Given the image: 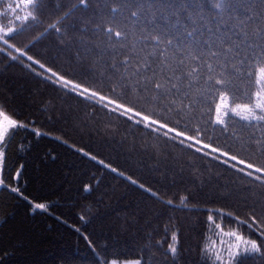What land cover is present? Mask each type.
Returning <instances> with one entry per match:
<instances>
[{"label":"trees","instance_id":"trees-1","mask_svg":"<svg viewBox=\"0 0 264 264\" xmlns=\"http://www.w3.org/2000/svg\"><path fill=\"white\" fill-rule=\"evenodd\" d=\"M42 3L38 18L25 21L29 9L23 0H0V106L27 125L3 148L0 264H109L114 259L227 264L203 251L210 245L220 250L221 240L230 237L217 235L220 229L209 221L210 215L223 233L236 231L264 247L259 234L264 231V183L248 177L245 173L252 170L238 163L243 159L264 167V145L256 144L264 140V130L232 113L225 118L227 131L214 124V111L209 109L219 102L215 91H201L195 111L177 113L161 111L164 105L148 99V94L113 90L118 82L93 75L94 57L81 60L76 41L69 43V36L80 35L79 18L90 16L92 10L81 8L72 20L63 19L59 26L67 35H62L49 25L69 11L70 0ZM8 28L15 31L5 34ZM58 76L107 99L101 101L90 93L82 96V89L64 87ZM256 79L245 76L235 81L229 103H254L255 93L261 90ZM121 104L141 116L123 113L117 107ZM144 115L185 136L159 124L146 126ZM197 129L202 135H196ZM204 144L238 160L212 152ZM16 188L19 192L13 191ZM182 196L188 197L187 207L180 204ZM169 199L173 204L165 202ZM37 203L46 204L47 210L36 209ZM237 218L247 223L241 225ZM173 231L179 237L175 258L167 253ZM241 264H264V256L246 257Z\"/></svg>","mask_w":264,"mask_h":264},{"label":"snow or ice","instance_id":"snow-or-ice-1","mask_svg":"<svg viewBox=\"0 0 264 264\" xmlns=\"http://www.w3.org/2000/svg\"><path fill=\"white\" fill-rule=\"evenodd\" d=\"M23 3L29 9L28 15L23 17L25 21L36 20L37 13L45 6L42 0H23ZM81 8L85 12L92 10V14L79 18L82 26L79 29L80 35L69 36V43L76 41V55L81 60L94 57L95 62L90 68L93 75L118 82L113 90L120 87L130 93L148 94V99L164 105L161 111L177 113L195 111L200 100L199 93L204 90L215 91L219 102L214 110L209 109L214 111V124L223 126L227 131L229 126L225 118L232 113L251 126H260L264 130V0H70L69 11L49 27L67 35V30L59 26L61 21L72 20L76 11ZM14 31L8 28L5 34ZM84 36L94 38L85 41ZM4 43L7 44L8 41L4 40ZM11 47L22 56H27V52H22L15 45ZM9 55L12 60L17 59L11 53ZM27 58L33 60L32 56ZM34 63L40 64V61L35 60ZM101 64L103 68L100 67ZM40 67L43 68L44 65L40 64ZM249 68L252 71H248ZM48 71L51 72V69ZM245 76L257 77L255 82L261 88L255 93L258 99L254 103L230 104V89L235 86V81L242 80ZM58 81L62 82L64 87L71 85L73 91L82 89V96L90 93L91 97H99L101 101L107 99L98 91L83 87L63 76H58ZM201 85H204V88H201ZM109 103L115 101L109 100ZM104 106L107 107V104ZM117 107L122 109L123 113L141 116V112L132 107L122 104ZM142 119L148 122L146 126L159 124L160 128L176 132L175 128H169L168 124L151 119L147 115ZM253 121L256 123L253 124ZM25 127V123L12 118L3 106H0V170L3 169V148L6 147L7 141L19 128ZM36 134L39 136V131ZM164 135H167V132ZM176 135L185 136V133L176 132ZM196 135H202V131L197 129ZM186 138L194 139L192 136ZM180 143L184 141L181 140ZM196 143H201V140L196 139ZM256 144L264 145V140H257ZM204 148L220 152L233 161L238 160L236 155H229L228 152H222L210 144H204ZM224 162L227 163V160ZM99 163L103 164L104 161ZM238 163L252 170L245 173V168H240V172L264 183V175H256L264 174V167L246 163L243 159H239ZM128 179L131 180V177ZM0 186H4L2 179ZM13 191L19 192V189ZM148 191L151 192V189ZM152 195L157 194L153 192ZM187 199V196H182L180 204L187 207ZM165 202L173 204L171 199ZM47 207L43 203L35 204L36 209L47 210ZM208 219L220 229L217 235H227L234 240H221L220 250L211 245L207 246L203 250L205 254L211 252L215 260L223 261L221 251H224L227 254V264H241L246 257L264 256L262 242L246 238L236 231L223 233L213 216L210 215ZM252 219L256 222L255 216ZM237 220L241 225L247 223L239 218ZM259 234L264 237V231ZM170 239L167 253L175 258L179 248L176 231L172 232ZM212 243L215 244L214 241ZM131 264H141V261L136 260Z\"/></svg>","mask_w":264,"mask_h":264},{"label":"rangeland","instance_id":"rangeland-1","mask_svg":"<svg viewBox=\"0 0 264 264\" xmlns=\"http://www.w3.org/2000/svg\"><path fill=\"white\" fill-rule=\"evenodd\" d=\"M262 95H264V93H262ZM1 173H2V170H0V178H1ZM232 240H234V238L233 237H229L227 242L228 241H232ZM221 247L222 246H221V243H220V249H221ZM221 253L223 254L224 260H227L226 252L221 251ZM136 260H139V259H130V260H117V259H114V260H111L109 262V264H131V262L136 261Z\"/></svg>","mask_w":264,"mask_h":264}]
</instances>
